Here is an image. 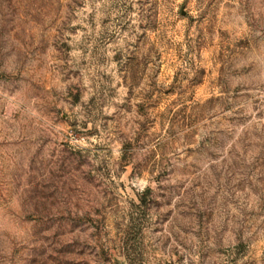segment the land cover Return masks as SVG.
I'll return each mask as SVG.
<instances>
[{
  "label": "rangeland",
  "instance_id": "1",
  "mask_svg": "<svg viewBox=\"0 0 264 264\" xmlns=\"http://www.w3.org/2000/svg\"><path fill=\"white\" fill-rule=\"evenodd\" d=\"M0 264H264V0H0Z\"/></svg>",
  "mask_w": 264,
  "mask_h": 264
}]
</instances>
